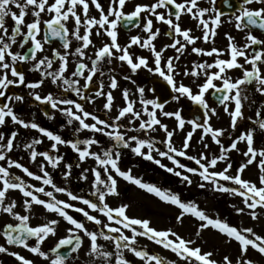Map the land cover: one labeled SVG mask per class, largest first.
I'll return each instance as SVG.
<instances>
[{
	"label": "snow or ice",
	"instance_id": "snow-or-ice-1",
	"mask_svg": "<svg viewBox=\"0 0 264 264\" xmlns=\"http://www.w3.org/2000/svg\"><path fill=\"white\" fill-rule=\"evenodd\" d=\"M127 2L128 0H110L109 7L105 11L100 0H92V4L99 11V18H96L90 17L88 14V0H52V2H49V0H0V97H4L6 101L0 104V126H4L6 119H10L14 124H18L25 129H35L47 136L54 142L52 144L54 150L58 151V145L66 144L78 154L80 161L92 158L99 165L98 168L92 169L94 180L91 195L96 197L94 201L54 183L51 174L47 171V165L58 167L64 158L61 155H50L48 151L38 152L35 145L42 143V140L34 139L31 143L23 145L24 148L29 150L32 162L35 163L38 156L44 158V161L39 165L40 172L36 173L19 160L11 158L10 154L15 146L14 141L18 135V130L12 131L7 137L5 133L0 132V213L6 214L17 221L16 223L6 222L0 227L6 245L21 246L28 249L33 254L49 260L50 264H67L68 257L81 248L83 241L80 233H83L90 242L89 257L99 258L103 264H113V259L114 264H130V261L124 255L125 251L133 253L144 264H176L175 261H169L166 257L156 255L143 247L138 248L136 246L137 237L143 236L164 249L172 251L185 264H234L229 255H224L219 261L214 259L212 251H202L200 247H193L194 240L185 239L172 229L158 230L151 226V221L148 219L130 217L127 214L129 207L127 204L111 206L106 198L109 195L119 194L117 191V176H119L148 193L154 194L162 201L177 206L180 209V213L176 217L177 221H182L186 215L197 218L200 221L197 236L205 229L213 228L230 240H235L239 245V254L235 264H256L255 260L250 258V249L255 250L264 259V235L256 233L251 227L238 228L219 217L213 218L194 202L183 201L179 193H173L170 189H163L155 184L144 182L141 178L133 176L131 169L122 170L119 166L120 152L117 151L121 146L131 148V151L135 154L154 161L155 164L166 168L167 172L174 173L189 185L193 183L192 175H198L201 181L204 182L200 183L199 187L204 188L207 184H211L215 191L241 197L245 207L233 205L236 212L241 214L247 209L251 218L256 220L258 219L257 209L264 210V148L257 149L255 147L256 128L241 132L231 139L228 145H224L220 139L224 135L223 129H214L210 124H200L196 120H191L188 123L192 125V131L187 132L181 147L177 148L172 139L176 129L169 130L168 125L163 124L161 119L158 118L157 111L159 110L163 117L175 118L179 130L184 129L185 119L181 116L179 110L174 112L164 111V103L156 99L144 98L145 90L143 87H139L137 91L143 113L148 118L143 119L142 113L135 110L136 101L131 100L129 91L124 89L122 95L125 105L118 110L111 122L109 119H102L100 115L86 110L84 104L76 99L66 98L64 95L55 96L51 92L43 96L39 91L31 92L35 101L48 104L52 109L66 115L69 125L73 124V121L77 122L76 132L88 130L107 136L113 141L112 148H105L101 152H96L92 151V146L99 145L100 141L95 136H89L83 140H65L60 135L41 127L38 123L21 118L12 106L13 101H23L24 97L19 95L8 96L7 90L10 86L26 84L30 90H35L44 84L45 79H49L61 93L74 92L81 100L95 103L97 96H103L105 98L103 111L111 112L114 103L111 90L116 89L118 86V81L114 75L110 77L109 87L111 90L107 93L103 91L102 82L93 96H88L87 92L92 87L93 78L98 73L103 75L102 63L105 61L111 63V59L115 57L121 62H126L133 73L143 67L150 72L159 74L177 93L173 97L177 101L182 96H186L213 114L216 110L214 108L210 109L205 99V95L210 89L214 90V93L220 94L219 102L225 104L226 112H229V107L225 102L234 101V108L230 111V116L231 127L235 129L237 121L243 118V100L246 99V96L242 95V86L254 85L255 90L264 95V70L261 68V65H264V39L258 38L251 31V29L264 31V0H240V4L236 8L238 12V14H234L236 29L239 31L249 29L246 43L242 47H238L234 42V37L227 34L229 40L228 59L217 58L213 63L203 62L195 65L191 72L184 71L183 75L194 77L199 76L203 71L205 80L198 85V91L195 93L191 87L183 83L177 84L174 79V74L177 72L174 61L179 60L180 53L189 44L195 45L196 41L201 39V37L193 36L191 29H182L180 19L182 14L191 16L198 21L203 29L202 39L205 42L214 39L216 35L215 28L221 24V16L223 15L221 11L215 8L216 0H209L210 7H201L199 0H153L151 4H137L131 12H125ZM253 4L261 6L250 7ZM78 7H82L83 20L81 14L77 13ZM29 13L33 19L31 22L26 23L25 18ZM44 13H47L49 18L42 20V14ZM142 13H147L143 25L147 37L142 39L139 35L131 36L129 43L126 46H121L118 42V25L122 21H127L128 24L139 27L138 21ZM206 15H208V19H205ZM153 17L156 21L166 24L172 29V32L167 33V35L176 37L170 45H165L161 50H156L153 43L160 34L159 29H153ZM8 18L13 21L11 31H9L7 24ZM70 18L75 25L71 32L67 27ZM210 22L213 25L211 29L209 28ZM42 24L43 36L41 38ZM82 24L85 28L84 34L80 32ZM94 28L97 36L104 34L110 38V42L104 43L98 48L94 59L89 58L91 62V67H89V64L84 62V58L86 50L93 45L91 34ZM18 37L21 38L19 42L21 49H24V46L31 42L30 50L22 52L12 50L13 45L17 44ZM56 40L60 41L64 51L61 52L60 49L54 48L52 49L53 55L51 58L47 56L38 58L37 54L44 51L45 44H50ZM73 40L80 42L74 53L70 52ZM133 45H139L152 51L154 67L149 65L146 57L140 56L134 60L129 52V48ZM168 47L174 49L177 55L168 57L164 62V66L161 67L162 53ZM249 49H251V55H249ZM192 51L200 55L212 56L216 54L217 57L222 54V50L215 47L210 50L193 47ZM117 53L119 55H116ZM69 55H76L80 58L70 76L66 75ZM238 58H243L245 63H239ZM55 61H59V66L53 70ZM29 62L32 64L30 70L40 73L41 78L26 83L25 73L18 70V65ZM245 64L250 65V67H245ZM213 68L217 70L208 71ZM235 68L242 69L243 75L241 78L233 80L227 75V70ZM81 78L84 81L83 85L80 82ZM124 78L130 79L127 76ZM217 80L221 81L220 85L214 83ZM262 112L264 110L257 111L255 123L259 129L264 130V114ZM45 115L48 116L50 113L45 112ZM126 118L128 124L133 125V127L125 128L121 124V121ZM89 120L92 122L89 123ZM136 120H140L138 130L146 134L157 131V126H159V129H162L166 135V139L161 142L166 146V150L158 148L156 146L157 141L150 136L141 138L135 134L128 135V132L137 131L134 126ZM197 128L202 129L203 135L211 134L214 142L220 146L219 154L211 157L203 152L199 156L188 154L193 132ZM241 142L245 144V150L242 152L245 162L238 167L235 174L230 175L229 170L232 169L233 165L230 162L229 153L232 150H238V145ZM207 147L208 145L205 144V148ZM145 148H147L146 152L144 151ZM153 152H157L161 158H167L174 166L168 167L163 164L161 159L153 156ZM178 157H186V159L194 161L198 167H190L181 163ZM220 162L225 166L222 170L217 171L215 169ZM253 164L257 166L260 172L258 182L243 178L245 170ZM12 168L19 169L27 177L39 181L40 185L26 182L22 177L10 172ZM66 168L68 171L65 172V178L71 175L72 165L67 164ZM113 172L116 173V176L113 175ZM83 179L86 180L87 176H83ZM222 181L232 182V186ZM46 186H50L52 190L46 191ZM10 190H18L22 194L24 198L22 207L25 213L31 211L33 204L41 205L46 211L55 214L70 225L67 229L68 234L60 238L49 251H43L41 244L50 235L56 234L59 219L53 218L41 225L31 226L29 223L30 215L16 211L18 206L16 200L8 201L6 194ZM57 193L66 194L70 201L81 202L87 206L88 210L84 207H77L66 200L58 199ZM40 194H44L47 199L40 198ZM69 209L81 213L87 221L99 225L100 228L90 231L85 222L70 214ZM91 212L102 215L107 222L100 219L98 215L91 214ZM128 232H131V235H128ZM101 239L111 241L114 250H106L102 244L98 243ZM30 240H35V244H30ZM64 248H67L68 251H61ZM0 253H9V248L4 244H0ZM10 255L16 257L21 264H34L31 259H27L18 252H11ZM93 264H95V260H93Z\"/></svg>",
	"mask_w": 264,
	"mask_h": 264
},
{
	"label": "rangeland",
	"instance_id": "rangeland-1",
	"mask_svg": "<svg viewBox=\"0 0 264 264\" xmlns=\"http://www.w3.org/2000/svg\"><path fill=\"white\" fill-rule=\"evenodd\" d=\"M49 2H52V0H49ZM89 2V16L90 17H96L99 18V11L94 7L92 4V0H88ZM100 3L104 7L105 11H107L110 0H101ZM16 10V9H13ZM18 11V10H16ZM77 13L81 14V18L83 20V11L82 7L77 8ZM48 14L44 13L42 14V20L48 19ZM33 17L29 13L28 16H26L25 21L28 23L29 21H32ZM67 27L72 31L75 27L74 21L70 18L67 22ZM85 28L84 25H81L80 32L81 34H84ZM95 31V32H94ZM91 34V39L93 41V44L95 46V53L98 50L100 46H102L106 40V35L101 34L99 36L96 35V30L94 29ZM238 41L239 38L242 36L237 35L236 36ZM118 41H119V33H118ZM73 46H71V49L74 50V48L80 45L79 41L73 40L72 42ZM241 47V46H240ZM92 49L93 45L89 46V48L86 50V56L84 58V62L89 64V67H91V62L89 58H92ZM72 50V52H73ZM250 54H252L250 52ZM38 58L40 56L37 55ZM79 57L76 55L70 57L71 64L68 66V70L66 72V75L70 76L71 72L75 69L76 64L79 62ZM114 57L111 59V62H114ZM239 63L244 64V59L239 58ZM245 67H249V65L245 64ZM262 70H264V65H261ZM145 69V68H144ZM177 72L174 74V79L177 84L183 83L189 87L192 88L193 92L198 91V85L203 83V79L201 76H192L183 75L184 71L187 70L191 72V67L189 65H176ZM146 71V70H145ZM241 70L239 68L227 70V75L231 77L233 80L239 79L242 77V73H240ZM87 74V72H86ZM38 74V78H39ZM81 85H83L84 81L81 78L80 80ZM217 85L221 84L220 80L214 81ZM55 87L52 88L51 83L46 84L44 83L40 88L39 91L42 94H45L46 91L50 90H57V86L54 84ZM251 86V92L250 89H247V86H242L243 92L242 95L246 96V99L243 100V118L239 119L237 121V127L233 129L231 127V116L230 111L234 108V101L229 100L225 103L229 107V112L225 111V104L222 106H214L212 103L208 102L209 108H214L215 114H213L211 111V115L209 116V119L207 121V124H210L214 129H223L224 135L220 138L222 144L228 145L231 141V139L238 136L241 132H246L252 128H256L255 132V147L257 149L264 148V130L259 129L257 124L255 123L257 117L256 113L257 111L264 110V95L257 92L255 90L254 85ZM108 92L110 89L109 85L106 86ZM144 98L147 99H156L155 95L151 91L150 85L146 84L144 87ZM104 91V90H103ZM112 91V90H111ZM129 92V98L131 100H135V110L140 111L142 113V118L147 119V115L143 113V108L140 104V96L138 91L135 89H128ZM177 95V93H175ZM93 96L90 95V97ZM18 101H16L17 103ZM105 103V98L103 96H97L95 98V103H91L88 100H85L84 106L86 110L94 112L101 116L102 119L106 118L109 119L110 122L116 114L118 113V110L125 105V100H119L114 99L113 103V109L111 112H104L103 111V105ZM193 101L186 97L182 96L179 101L173 99L170 101V103L165 105L164 111H180L181 116L185 119L186 123L183 130L177 129V121L175 118H167L163 117L162 113L158 110L157 116L161 119L163 124L168 125L169 130L176 129L175 134L173 136V143L174 145L179 148L182 145V142L184 140V137L186 136L187 132L192 131V125L188 123V121H191V117L188 114V110L190 109ZM187 110V111H186ZM75 111V109H74ZM264 114V112H262ZM54 116V118H52ZM65 120L68 121V117L61 112H59L56 109H52L50 112V115L47 117V125L44 127L47 130L53 132L56 135H60L65 140H76L80 139L83 140L86 137L89 136H95L97 140L100 141L99 145H93L92 151L101 152L105 148H112V140L108 138L107 136H104L100 133H93L88 130H81L79 132L75 131V128L77 126V122L73 121L74 123L71 125H65L62 126V124H59V121ZM89 123L92 121L89 120ZM140 123V120L135 121V127L137 128L136 132H128V135H139L141 138H148L149 136L153 138L155 141H157L156 146L160 148L161 150H166V146L161 143L166 139V135L162 129H159V126H157L158 130L151 132V133H144L138 130V125ZM121 124L125 128L133 127V125L128 124V119H124L121 121ZM12 126V125H11ZM16 127V126H15ZM69 128V129H68ZM2 128H0V132ZM19 132H24L25 130L18 128ZM28 132V133H27ZM32 133L33 135H37L39 140H42L43 142L40 144L35 145V149L38 152H44L48 151L50 155L56 156L61 155L63 156V160L60 162L58 167H52L51 165H47V171L51 174V177L58 186L65 187L69 191H72L73 193L77 195L85 196L86 198L96 200L95 196H92L91 193L93 191V172L92 169L98 168L99 165L97 162L92 159L88 158L84 161H80L78 154L71 149L70 146L66 144H60L58 145V151L54 150L52 148V144L54 143L52 140H50L47 136H44L43 134H40L37 130L32 129L28 130L25 133H27L26 136H17V138L14 141V148L11 155V158L14 160H19L21 163H23L25 166L29 167V169L33 172L39 173L40 168L39 165L44 161L43 157L38 156L36 162H32L30 160V152L28 149L24 148L23 145L26 143H31L34 139L29 138V133ZM202 129L197 128L193 132L192 140L190 141L191 147L188 150V154L192 156H199L202 152L207 153L209 157L212 155H217L220 152V146L217 145L214 142V139L212 138L211 134L203 135L202 139ZM102 143V144H101ZM205 144L208 145L207 148H205ZM133 146H135L133 144ZM245 150V144L241 142L238 145V150H232L229 153L230 156V162L232 163L233 167L229 170V174H235L238 167L245 162V157L242 155V152ZM70 151V152H69ZM144 151H147V148L144 149ZM153 156L157 159H161V162L168 167H173L174 165L170 160L167 158H161L159 157L157 152L152 153ZM68 155V156H67ZM181 161V163H184L190 167H198V165L195 164L194 161L186 159V157H178ZM67 164H71V175L67 177V180L65 178V172L68 171L66 168ZM119 166L122 170H129L131 169V173L133 176L141 178L144 182L155 184L163 189H170L173 193H179L181 199L183 201H192L195 204L199 206L200 209L204 210L209 216L216 218L219 217L222 220L227 221L230 225L237 226L238 228H247L251 227L253 230L260 234L264 235V210L257 209L258 211V219L253 220L251 218V215L247 209H245L244 213L238 214L233 207L235 205L236 207H245L242 198L239 196H233L229 193H223L219 191L213 190V187L211 184H207L206 187L201 188L199 187L200 183H204L201 181L200 177L198 175H192V184H187L186 182H183L180 177H177L174 173L167 172L166 168H162L159 165L155 164L154 161L147 160L142 156H139L131 151V148H128L124 154L120 153V160H119ZM225 165L220 162L216 166L217 171L222 170ZM88 170V171H85ZM179 170V169H177ZM10 172L16 174L17 176L22 177L26 182H29L31 184H35L37 186L40 185L39 181H36L32 178L27 177L22 171L16 168L10 169ZM187 174V173H186ZM260 172L259 169L255 164L249 166L243 173V178L252 180L254 182H258V176ZM87 176V179H83V176ZM113 175L116 176V173L113 172ZM103 176V173H102ZM223 182V181H222ZM225 184H228L229 186H232V182H223ZM50 186H46V191H51ZM117 191L118 195H109L107 196V202L111 206H119L121 204H127L129 207L127 209V214L130 217L140 218V219H148L151 221V226L155 227L158 230H166V229H172L176 233L179 234V236L185 238V239H192L195 241V243L192 245L193 247H200L202 251H212L213 252V258L216 260H221V258L224 255H229L230 258L233 259V262L235 264V260L238 258L239 254V245L235 240H230L227 238L224 234L220 233L219 231L208 228L205 229L203 232L200 233L199 236L196 235L199 223L200 221L195 218L192 215H186L182 221H177L176 217L180 213V209L172 205L170 203H166L162 201L160 198L156 197L154 194L148 193L146 190L141 189L134 183L128 182L124 178H121L117 176ZM7 199L10 202L11 200L17 201V208L16 211L20 212L21 214H29L30 215V225L31 226H37L41 225L43 223H46L50 219H59V224L56 226V234L50 235L42 244L41 248L43 251H49L60 238L65 237L67 233V229L70 227V225L64 221L63 219L59 218L53 213H50L46 211V209L41 205L33 204V207L29 213H25L23 207H22V200L24 199L22 197V194L18 190H10L7 194ZM58 199L66 200L70 203L75 204L77 207H84L86 210L87 206L83 205L79 201H70L66 194L64 193H57L56 194ZM40 198L47 199L44 194H40ZM70 214L74 213V217L78 220H81L85 222L86 227L91 230H98L100 228L99 225H95L90 221H87V219L79 212L75 211L74 209L68 210ZM93 215H98L100 219L104 220L106 219L96 213L91 212ZM6 222L16 223L17 221L11 217H9L6 214L0 213V227H2ZM128 235H131V232L127 233ZM80 236L82 238V246L81 248L74 254V256L67 260V264H93V260H95V264H103V262L99 258H92L89 257L88 252L90 249V242L87 236H85L83 233H80ZM30 244H35V240L29 241ZM99 244H102L106 250L113 251L114 246L111 241H104L99 240ZM0 244H4L9 248V253H0V264H21V262L14 256L10 255L11 252H18L20 255H23L27 259H31L34 264H50V261L47 259H44L43 257L33 254L28 249H25L21 246H11L6 245L5 238L3 236V233L0 232ZM136 246L143 247L147 249L148 251L155 253L156 255L166 257L169 261H175L176 264H185L183 260H180L179 257L173 253L172 251L168 249H164L162 246L156 244L154 241L149 240L146 237L138 236L136 241ZM124 255L126 258L130 261V264H144L142 260L135 257L133 253L130 251H125ZM250 258H253L256 263L258 264H264V259L260 257L258 253H256L255 250L250 249ZM114 264V259H113Z\"/></svg>",
	"mask_w": 264,
	"mask_h": 264
},
{
	"label": "flooded vegetation",
	"instance_id": "flooded-vegetation-1",
	"mask_svg": "<svg viewBox=\"0 0 264 264\" xmlns=\"http://www.w3.org/2000/svg\"><path fill=\"white\" fill-rule=\"evenodd\" d=\"M220 1L221 0H216L215 8L217 10H219V2ZM234 1H235V5H237V6L240 4V0H234ZM152 2H153V0H128V2L126 3V6H125V12H131L134 9V6L137 4H151ZM199 3H200L201 7H210L211 6L209 3V0H199ZM260 6L261 5L253 4L250 7L255 8V7H260ZM234 14H238L236 9L231 13H225L221 16V24L215 28L216 35H215L214 39H210L208 42H205L202 39L203 29L199 25L198 21L189 15L182 14L181 19H180L181 28L182 29H191L192 30L191 34L193 36H196V37H201V39L197 40L195 45L189 44L188 47L180 53L179 60L174 61L175 65H178V64L189 65L192 69L195 65H198V64L203 63V62L213 63L217 58L228 59L229 58V40L227 39V34H230L232 37H234V42L237 44L238 47H240V46L242 47L246 43V36L248 34L249 29H245L242 31L237 30L235 27ZM146 18H147V13H142L141 17L139 18V21H138L139 27L134 26V25H129L127 21H123L120 23V25H118V29H117V31L119 33V41L118 42L121 44V46H126L129 43L131 36L139 35L142 39L147 37V33L143 30V25L146 21ZM205 19H208V15L205 16ZM229 21H231V22H229ZM29 22H31V21H29ZM7 24L9 27V31H11V27L13 26V21L11 20V18H8ZM41 28H42V32H41V38H42V36H43V24L41 25ZM209 28L210 29L213 28V25L211 22L209 23ZM94 29H93V31H94ZM153 29L154 30L155 29L160 30V34L158 35L157 39L153 42L155 44L156 50H161L164 48L165 45H170L173 42V40L176 38L175 36L167 35V33L172 32V29L169 28L168 25L156 21V19L154 17H153ZM24 30L26 31V28ZM69 31L71 32L70 29H69ZM251 31L258 38L264 39V31H261L259 29H251ZM237 35L242 36L241 38H239V41L236 37ZM104 37L106 40L105 43L110 42L109 37H107V36H104ZM20 39L21 38L18 37L17 44L13 45L12 50L13 51H21V52L30 50L31 42H29V44L25 45L24 49H21L19 47ZM72 46H73V44H72ZM76 47H78V46L76 45ZM193 47H199V48H202L204 50H210L213 47H215L217 49L222 50V54L219 57H217L216 54H213L212 56L200 55V54H196L192 51ZM54 48L60 49L61 52L64 51L61 47L60 41L56 40L50 44H45L44 51L38 53L37 55L40 54L39 58L44 57V56L51 58L53 55L52 49H54ZM75 48H74V50L70 49V52H72V50H73V53H74ZM248 51H249V55H251L250 54L251 49H249ZM129 52L133 56L134 60H135V58L140 57V56L146 57L148 59L149 65L154 67L153 53L150 49L140 47L139 45H133L132 47L129 48ZM116 55H119V54L117 53ZM176 55H177V53L175 52V50L172 49L171 47H168L167 50L163 51V53H162L161 67L164 66V62L167 60L168 57H174ZM71 56H73V55H69V57H68V61H69L68 66H70V64H71V61H70ZM91 57H92V59L95 58V46H94V44H93ZM113 61L114 62H111V63H108L107 61L102 63L101 67L103 70V75L98 73L93 78L91 89L97 90L100 83L102 82L103 83V90L105 93H107L106 92L107 91L106 86L110 85V77L114 75L118 81V86L116 89L112 90V93H113L114 99H119L121 101L122 99L124 100V97L122 95L124 89L128 90L130 88V89H135L137 91L139 87H144L146 84H150V81L153 78L161 79V80L167 82L163 77L159 76V74L154 73V72H150V71H148V69H144L143 67L141 69L137 70L135 73H133V72H131L130 67L127 65L126 62H121L115 57H114ZM58 66H59V61H55L53 64V70L58 68ZM31 67H32V64L30 62L29 63H21L18 65V70H21L25 73L26 83L28 81H35V80L41 78L40 73L30 70ZM249 67H250V65H249ZM216 70L217 69L213 68V69H210L208 71H216ZM240 70H241V72L240 71L239 72L243 74V70L242 69H240ZM38 74L40 76L39 78H38ZM126 76L130 77V79H125L124 77H126ZM200 76L203 80H205V76L203 74V71H201ZM10 78H11V76H10ZM44 83H46V84L51 83L52 88L55 87L54 84L49 79H45ZM246 86H247V89L248 90L250 89V92H251V86L250 85H246ZM33 91H39V89L30 90L26 86V84L25 85H12L7 90V95L13 96V97L16 95L23 96L24 97L23 101H18L17 103H16V101H13L12 106L14 107L17 115L20 116L21 118L25 119V120L34 121V122L38 123L41 127H45L47 125L46 120L48 117L45 115V112H47L48 104H42L38 101H35L33 95H31V92H33ZM213 91L214 90L210 89L209 92L206 93L205 99H206L207 103L210 102L214 106H218L213 101V99L211 98V94ZM49 92L53 93L55 96H60V95L66 96L68 94H71L72 95L71 99H76L78 102H81L83 104L85 102V100H81L80 97H77L74 92L61 93L60 90L57 89V90H50V91L47 90L45 94H47ZM129 92H131V91H129ZM40 94L42 96L45 95L42 93H40ZM92 94L94 95V93L87 94V95L90 96ZM5 102H6L5 98L0 97V104H3ZM207 113L209 114V116L211 115L210 111H207ZM0 128H2L1 131L3 133H5L6 137L12 131H17L18 128L25 130L23 133L19 132V130H18L17 136L21 135L22 137L23 136L27 137L26 134L28 132L27 133H25V132L28 130H32V129H25L18 124H14L10 119H6V124L4 126H0ZM17 136H16V138H17ZM29 138L30 139H38V136L33 135L30 132Z\"/></svg>",
	"mask_w": 264,
	"mask_h": 264
},
{
	"label": "water",
	"instance_id": "water-1",
	"mask_svg": "<svg viewBox=\"0 0 264 264\" xmlns=\"http://www.w3.org/2000/svg\"><path fill=\"white\" fill-rule=\"evenodd\" d=\"M151 83L153 85V90L155 92H157L158 100L161 103H165V102H167V101H169L171 99V97H172V89L170 88L169 85H167L166 83H164L163 81L158 80V79L151 80ZM219 96H220L219 93H213V99L216 100L219 104H221L219 102ZM191 116L198 123H200V124L203 123L204 113H203L200 105H198L196 103L193 105V109L191 111ZM118 149L124 150V147L121 146ZM61 251L67 252L68 249L64 248ZM72 255H73V253L68 257V259H70L72 257Z\"/></svg>",
	"mask_w": 264,
	"mask_h": 264
}]
</instances>
